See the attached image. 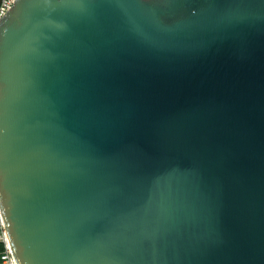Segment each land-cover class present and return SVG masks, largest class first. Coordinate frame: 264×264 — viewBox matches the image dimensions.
<instances>
[{"label": "water", "instance_id": "1", "mask_svg": "<svg viewBox=\"0 0 264 264\" xmlns=\"http://www.w3.org/2000/svg\"><path fill=\"white\" fill-rule=\"evenodd\" d=\"M0 208L17 264H264V0H13Z\"/></svg>", "mask_w": 264, "mask_h": 264}, {"label": "built area", "instance_id": "2", "mask_svg": "<svg viewBox=\"0 0 264 264\" xmlns=\"http://www.w3.org/2000/svg\"><path fill=\"white\" fill-rule=\"evenodd\" d=\"M13 0H0V18L11 6ZM0 264H17L12 244L0 208Z\"/></svg>", "mask_w": 264, "mask_h": 264}]
</instances>
